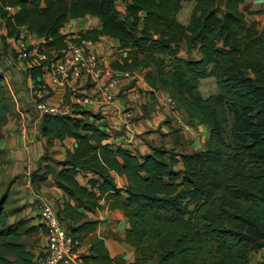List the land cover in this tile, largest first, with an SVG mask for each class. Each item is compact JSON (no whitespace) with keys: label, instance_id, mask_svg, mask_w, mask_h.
Listing matches in <instances>:
<instances>
[{"label":"trees","instance_id":"trees-1","mask_svg":"<svg viewBox=\"0 0 264 264\" xmlns=\"http://www.w3.org/2000/svg\"><path fill=\"white\" fill-rule=\"evenodd\" d=\"M247 1L0 0L3 41L21 39L22 33L40 39L38 53L45 59L26 68L32 79L62 54L67 35L60 29L68 21L97 18L99 29L76 34L94 42L113 38L124 53L122 70L141 72L150 88L176 100L186 121L196 119L208 129L200 149L153 146L137 154L106 141L95 122L98 114H44L39 131L47 147L67 138L74 143L63 160L45 151L42 159L50 162L31 173V182L37 189L50 175L65 193L55 207L76 247L99 224L86 212L105 200L126 218L124 240L136 253L129 264H252L251 253L264 248V23L250 18L261 10ZM183 2L193 3L186 23L177 16ZM182 43L193 56L180 55ZM207 77L216 89L204 96L200 80ZM9 109L0 73V126ZM113 174L123 178L122 187ZM6 195L0 196V264H36L24 239L36 225L10 221L18 208L7 206ZM37 227L45 232L42 222ZM80 258L122 264L109 256L102 239L93 240Z\"/></svg>","mask_w":264,"mask_h":264},{"label":"crops","instance_id":"crops-1","mask_svg":"<svg viewBox=\"0 0 264 264\" xmlns=\"http://www.w3.org/2000/svg\"><path fill=\"white\" fill-rule=\"evenodd\" d=\"M177 16L179 19V13ZM250 18L258 20L256 17ZM179 21L182 22L180 19ZM1 23L4 29H0V66H2L0 73L4 77V85L10 98V109L5 122L0 126V160H2L0 170L2 171V181H11L14 185V191L9 200L26 204L30 217H34L37 215V207L34 205L31 194H28L23 188L22 181H18L19 174L26 164L34 167L49 164L50 160L38 162L45 151L52 159L63 160L66 151L72 150L74 140L72 138L63 141L55 140L51 146H46L45 139L39 131L42 116H39L33 108L32 99L33 90L38 85L36 81L45 82L47 76L44 73L38 79H32L27 75L26 68L7 53L9 49L16 47L18 39L12 38L10 40L11 37H6L3 41L1 37L6 34V28L0 20ZM263 23L264 21L260 25ZM99 27L97 18L84 17L71 19L60 29V33L72 37L78 31L91 28L99 29ZM21 37L33 45L40 42L38 37L31 34L22 33ZM95 44L100 66L112 75L122 73L124 70L119 66L122 65L121 57L124 53L117 49L116 41L108 36H101ZM134 74L137 77L135 81L124 86L116 85L117 95L111 102H107L101 96H94L84 102L83 105L75 103L71 95L74 89L85 94L95 93L92 83L86 84L83 81H78L72 85L53 86L47 102L60 106V111L66 114H72L78 109L98 114L99 118L95 122L97 127L107 134L106 141L119 144L133 153H148L153 146L173 148L174 151L178 152H191L202 148L204 139L208 134L207 127L198 120L191 118L187 119L188 128L177 127L163 101L165 93L150 88L144 81L141 72L136 71ZM106 76L103 75L97 85L104 82ZM201 81L202 79L200 83ZM128 114H131L132 117H128ZM22 115L26 116L27 120L24 133H20L16 126L17 118ZM3 156L4 160L2 159ZM1 163L3 164L1 165ZM113 176L116 185L122 187L123 178L117 174H113ZM85 179L81 174L78 176L81 183H84ZM36 188V193L54 206L66 198L65 193L53 184L50 175L46 179L38 181ZM99 203V209L86 212L89 218L99 220V224L94 232L88 234L80 242L76 257L79 258L81 254L87 252L93 240L102 239L110 257L121 260L122 264H129L136 253L134 246L124 240L127 228L126 218L120 209L110 208L105 200H100ZM31 222L32 225H38L41 221L36 216ZM42 250L38 247L32 252L37 257ZM262 254L264 255V248L252 252L250 255L252 264H257V260ZM261 260L263 261L264 258Z\"/></svg>","mask_w":264,"mask_h":264},{"label":"built area","instance_id":"built-area-1","mask_svg":"<svg viewBox=\"0 0 264 264\" xmlns=\"http://www.w3.org/2000/svg\"><path fill=\"white\" fill-rule=\"evenodd\" d=\"M12 10L11 7L7 8ZM31 45V47H30ZM62 54L44 65L47 81L41 82L33 90V108L39 114L62 113L60 106L47 102L53 86L72 85L78 81L91 84L95 93L85 94L74 89L71 93L74 102L82 104L94 96H101L107 102L114 100L117 95L116 85L124 86L130 83L135 74L123 71L118 75H112L100 66V60L94 41L80 38L77 34L65 38V48ZM14 58L25 68L39 64L45 59L44 54L38 53V46L29 43L23 38L17 40ZM103 75H107L104 82L97 85ZM163 101L167 105L170 115L177 127L188 128L186 116L178 106L176 100L165 93ZM132 117L131 114L127 115ZM16 126L20 133H24L27 127L26 116L22 115L16 120ZM32 165L26 164L21 173L22 186L28 194H31L39 220L45 226V246L40 255L36 257V264H90L76 257V240L63 227L57 216L56 207L37 194L31 182Z\"/></svg>","mask_w":264,"mask_h":264},{"label":"rangeland","instance_id":"rangeland-1","mask_svg":"<svg viewBox=\"0 0 264 264\" xmlns=\"http://www.w3.org/2000/svg\"><path fill=\"white\" fill-rule=\"evenodd\" d=\"M247 2L249 3V6L252 10H258V9L261 10L260 13L252 14V15H250V17H256L259 20V22L262 23L264 21V0H248ZM192 4H193L192 2H183L182 3V8L179 11V19L182 22H187L190 11H191ZM0 29H4L2 26V23L0 24ZM10 40H12V38H10ZM180 47H181L180 48V55L187 56L188 53L185 50V45L182 43L180 45ZM7 53L14 57L15 47H12L11 49H9L7 51ZM188 56H193V54L189 53ZM15 61L18 62L17 60H15ZM1 67L2 66H0V68ZM215 89H216V87H215L214 79L212 77H207V78L202 79V81L200 83V91H201L202 95L206 96V95L214 92ZM43 155H45V153H43ZM43 155L38 159L39 163L41 162V160L44 159ZM2 159L4 160V156L2 157ZM0 162H2V160H0ZM2 164L3 163H1V165ZM38 166H35V167L32 166V172L37 171ZM21 173H22V171H21ZM21 173L18 176L19 182L22 178ZM38 173H41V172L40 171L37 172L36 177H38L40 175ZM13 189H14V185H12L11 181H5V182L2 181V171L0 170V196L6 192V194H7L6 195L7 206L9 208H15V207L18 208V209L16 208L17 209L16 213L14 215H12V217H10L9 220L14 221V220L22 218L27 223V225H32L31 220L33 218H36V216L30 217V213H28V211H27V205L26 204L25 205L19 204L18 202L14 201V200H12V201L9 200L10 196L13 194V191H14ZM25 207H26V209H25ZM37 218H38V216H37ZM35 225L36 226H34V229L29 234H26L24 236V239H25L26 243L28 244V246L30 247L31 250H34L35 248H38V247L43 249L45 246V232L44 231L42 232L39 229V227H37V224H35ZM263 258H264V255L262 254V256H260V259L257 260L258 261L257 264L261 263L262 262L261 259H263Z\"/></svg>","mask_w":264,"mask_h":264}]
</instances>
